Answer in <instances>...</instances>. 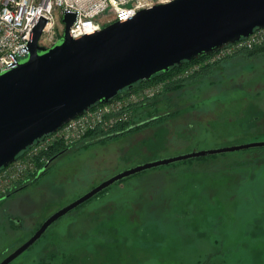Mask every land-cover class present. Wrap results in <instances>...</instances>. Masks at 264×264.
Instances as JSON below:
<instances>
[{
    "label": "rangeland",
    "instance_id": "rangeland-1",
    "mask_svg": "<svg viewBox=\"0 0 264 264\" xmlns=\"http://www.w3.org/2000/svg\"><path fill=\"white\" fill-rule=\"evenodd\" d=\"M208 67L211 74L134 110L133 125L151 120L143 127L97 129L54 145L50 152H64L38 161V171L0 199V262L56 211L119 173L264 142V53ZM11 264H264V149L121 180L52 224Z\"/></svg>",
    "mask_w": 264,
    "mask_h": 264
},
{
    "label": "water",
    "instance_id": "water-1",
    "mask_svg": "<svg viewBox=\"0 0 264 264\" xmlns=\"http://www.w3.org/2000/svg\"><path fill=\"white\" fill-rule=\"evenodd\" d=\"M74 20L73 14L63 17L62 37L46 49L38 45L45 24L41 19L33 30L28 57L0 73V170L43 137L136 83L150 81L263 29L264 0H169L139 11L127 22H115L77 39L69 35ZM257 148H264V142L194 152L119 173L48 217L0 264H11L52 224L121 180L178 162Z\"/></svg>",
    "mask_w": 264,
    "mask_h": 264
},
{
    "label": "built area",
    "instance_id": "built-area-1",
    "mask_svg": "<svg viewBox=\"0 0 264 264\" xmlns=\"http://www.w3.org/2000/svg\"><path fill=\"white\" fill-rule=\"evenodd\" d=\"M166 2L155 3L154 0H0V73L14 69L28 57L33 30L41 19L45 21V24L38 45L49 49L59 41L64 33L65 26L62 19L66 14L75 16L69 28V35L77 39L98 32L115 22H127L139 11L151 9L155 5ZM255 48H264V28L256 29L249 37L234 45L224 46L219 51L206 56L202 62L175 74L170 81L184 79L204 66ZM167 83L168 81H159L136 92L114 98L106 104L96 105L84 115L65 124L57 132L43 137L7 168L0 170V197L6 196L16 183L25 182L32 177L38 171L40 163H49L48 154L54 145L64 146L66 143L72 145L97 129L104 128L107 131L119 126L127 127L133 118L135 110L133 108L162 94Z\"/></svg>",
    "mask_w": 264,
    "mask_h": 264
},
{
    "label": "trees",
    "instance_id": "trees-1",
    "mask_svg": "<svg viewBox=\"0 0 264 264\" xmlns=\"http://www.w3.org/2000/svg\"><path fill=\"white\" fill-rule=\"evenodd\" d=\"M261 53H264V48H255L251 51H242V52H239L237 54H235L234 56L230 57V58H227V60H231V58H236V57H241V58H244V59H249V58H252L254 55L256 54H261ZM205 58V57H204ZM202 59V58H201ZM200 59H197V60H194L192 62H183L182 65L180 66H174L170 69V71L168 73H165V74H158V75H155L150 81H140L138 83H136L131 89L129 90H124L122 92H120L118 94L117 97L115 98H120L121 95H127V94H130V93H133V92H136L142 88H144L145 86H149V85H152L154 83H157L159 81H168V83L166 84V87H165V90L163 91L162 94H160L159 96L155 97L153 100H156L160 97H162L166 92L168 91H172V90H176L178 88H183L186 84V81L189 80L190 78L194 77V78H199V77H203V76H207L209 74L212 73V70L214 67H208V68H205L207 66H204L200 69H198L197 71H195L192 75H190L189 77H186L184 79H181V80H178V81H170V79L175 75V74H178V73H181L183 72L184 69L192 66V65H195V64H198L200 62H202V60ZM226 60V59H224ZM222 60V62L224 61ZM210 66V65H209ZM205 68V69H203ZM196 76V77H195ZM199 76V77H198ZM151 100V101H153ZM150 102H146V103H142L140 104L139 106L137 105L136 107L133 108V110L135 109V111H137L138 109L142 108L144 109V106L145 105H148ZM168 115H165L164 117H167ZM163 117V116H162ZM145 121H148L147 123H149L151 120H145ZM145 121H142V122H145ZM153 122V121H152ZM141 123V122H140ZM146 123V124H147ZM139 124V123H138ZM144 124V125H146ZM136 125V124H135ZM143 125V126H144ZM131 126H134L133 125V122L131 121V123L125 127V128H122L121 130L125 132V129L126 128H130ZM143 126H139L133 130H136V129H139ZM133 130H129V131H133ZM127 131V132H129ZM61 147H58V146H55L53 148V150L48 154V159L49 161H52V159H56V155L60 156V154L62 152H64V150L62 151L60 149ZM257 149H264V148H257ZM62 151V152H61ZM227 154H230V153H226V154H220V155H227ZM220 155H214V156H207V157H203V158H209V157H215V156H220ZM197 159H202V158H197ZM195 160V159H194ZM25 184V183H24Z\"/></svg>",
    "mask_w": 264,
    "mask_h": 264
},
{
    "label": "flooded vegetation",
    "instance_id": "flooded-vegetation-1",
    "mask_svg": "<svg viewBox=\"0 0 264 264\" xmlns=\"http://www.w3.org/2000/svg\"><path fill=\"white\" fill-rule=\"evenodd\" d=\"M12 193V192H11ZM7 196V195H6ZM3 196V197H0V199H5V198H8V196Z\"/></svg>",
    "mask_w": 264,
    "mask_h": 264
},
{
    "label": "bare ground",
    "instance_id": "bare-ground-1",
    "mask_svg": "<svg viewBox=\"0 0 264 264\" xmlns=\"http://www.w3.org/2000/svg\"><path fill=\"white\" fill-rule=\"evenodd\" d=\"M202 59H203V58H202ZM202 59H201V60H202ZM199 61H200V59H199Z\"/></svg>",
    "mask_w": 264,
    "mask_h": 264
}]
</instances>
